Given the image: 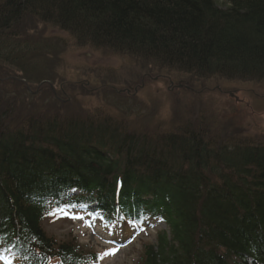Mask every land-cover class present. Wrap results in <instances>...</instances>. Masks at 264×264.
Instances as JSON below:
<instances>
[{
  "label": "trees",
  "instance_id": "obj_1",
  "mask_svg": "<svg viewBox=\"0 0 264 264\" xmlns=\"http://www.w3.org/2000/svg\"><path fill=\"white\" fill-rule=\"evenodd\" d=\"M30 17L160 70L264 84V0H0V59L22 60L29 46L12 41ZM193 125L41 115L14 126L0 114L1 251L15 264L97 263L43 227L72 205L123 231L162 221L137 264H264V135Z\"/></svg>",
  "mask_w": 264,
  "mask_h": 264
},
{
  "label": "rangeland",
  "instance_id": "obj_2",
  "mask_svg": "<svg viewBox=\"0 0 264 264\" xmlns=\"http://www.w3.org/2000/svg\"><path fill=\"white\" fill-rule=\"evenodd\" d=\"M14 34L17 49L29 47L16 63L0 59V114L5 123L18 126L41 115H113L146 132L189 120L194 127L264 135V84L160 70L128 56L75 45L67 32L34 17ZM66 211L69 215H48L44 229L59 241L75 237L99 254L116 249L95 264H137L143 245L165 227L149 219L138 223V231L134 225L123 231V224L110 228L84 210ZM72 214L84 219H72ZM118 236L125 241L115 243L112 238ZM0 264L9 263L0 255Z\"/></svg>",
  "mask_w": 264,
  "mask_h": 264
},
{
  "label": "snow or ice",
  "instance_id": "obj_3",
  "mask_svg": "<svg viewBox=\"0 0 264 264\" xmlns=\"http://www.w3.org/2000/svg\"><path fill=\"white\" fill-rule=\"evenodd\" d=\"M71 206L72 205H65L64 207H56V208H53L51 211L47 212V214L51 215V216H57V214L69 215V213L66 211V209L68 207H71ZM70 218H72V219H81V220L84 219L83 216L78 215V214H72L70 216ZM89 226H91V225L89 224ZM115 251H116V249H108V250L104 251L103 253L98 254L97 259L98 260H102L105 256L114 254Z\"/></svg>",
  "mask_w": 264,
  "mask_h": 264
},
{
  "label": "bare ground",
  "instance_id": "obj_4",
  "mask_svg": "<svg viewBox=\"0 0 264 264\" xmlns=\"http://www.w3.org/2000/svg\"><path fill=\"white\" fill-rule=\"evenodd\" d=\"M23 74V73H22Z\"/></svg>",
  "mask_w": 264,
  "mask_h": 264
}]
</instances>
